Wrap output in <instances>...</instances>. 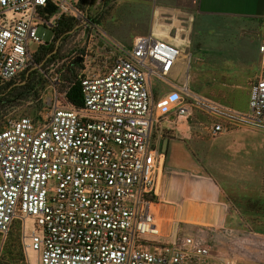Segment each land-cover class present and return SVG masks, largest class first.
<instances>
[{
    "label": "built area",
    "instance_id": "2783aa9c",
    "mask_svg": "<svg viewBox=\"0 0 264 264\" xmlns=\"http://www.w3.org/2000/svg\"><path fill=\"white\" fill-rule=\"evenodd\" d=\"M62 18L80 25L73 32L98 28L80 0H0V88L18 83L29 68L41 71L29 46L51 45ZM112 46L118 55L106 71L76 73L80 107L67 100L65 86L41 118L0 126V237L17 227L36 264H235L199 235L162 234L163 154L152 142L158 103L151 89L153 81L176 89L166 111L177 121L201 115L210 137L264 132V33L262 70L250 83L245 111L190 90L181 45L148 34L127 49Z\"/></svg>",
    "mask_w": 264,
    "mask_h": 264
},
{
    "label": "rangeland",
    "instance_id": "374dc122",
    "mask_svg": "<svg viewBox=\"0 0 264 264\" xmlns=\"http://www.w3.org/2000/svg\"><path fill=\"white\" fill-rule=\"evenodd\" d=\"M118 1L80 0L81 7L87 10L89 19L98 28H87L84 33H68L60 36L61 40L59 37L54 38L52 48L60 40L56 54L43 63L41 71L29 68L15 83L20 86L19 83L29 72L25 89L13 90L14 84L0 88V95H4L0 97V126L17 117L25 116L34 120L41 118L47 112V103L54 91L61 92L68 79L74 77L80 69L91 73L104 72L118 55L113 44L126 49L131 46L132 42L117 40L119 32L130 35L134 29L128 20V13H131L127 9L128 2ZM143 12L146 13V10ZM180 29V33L172 30L170 35L175 37L178 33L181 39L188 41L187 48L183 45L182 50L189 59L190 90L216 103L245 111L250 83L262 70L263 55L258 48L264 33V21L199 17L193 28L191 22ZM42 33L45 39L52 35V31L39 28L38 34L41 36ZM29 49L32 53L40 50L37 44H30ZM163 89L153 86L151 92L155 104L166 98L161 108L166 110L173 104V92L176 89L171 88L169 92L162 93ZM196 117L197 120L204 119L199 114ZM261 141L264 139L261 138ZM262 164L260 184H257L255 176L254 181L250 182L252 188H231L223 194L232 200L231 210L234 211L231 220L243 223L242 228L231 233L229 241L223 238L226 235H223L221 229L210 230L207 227L178 225L177 231L172 234L171 219L159 216L162 234L165 237L196 234L206 241L212 253L226 250L235 264H264V161ZM21 240V231L17 227L5 239L0 237V264L37 263V255L26 251ZM239 253L242 256H238Z\"/></svg>",
    "mask_w": 264,
    "mask_h": 264
},
{
    "label": "crops",
    "instance_id": "0c3cea01",
    "mask_svg": "<svg viewBox=\"0 0 264 264\" xmlns=\"http://www.w3.org/2000/svg\"><path fill=\"white\" fill-rule=\"evenodd\" d=\"M122 2H128L127 9L131 12L128 20L134 29L130 35L119 32L117 40L127 43L143 35L156 36V25L180 33V28L191 22L193 28L199 17L264 21V0H196L195 3L191 0L118 1ZM182 70L183 67L178 65L170 78H176ZM153 86L164 87L162 93L170 90L159 81H153ZM201 120L204 123L198 122ZM203 124L205 119L197 120L196 115L177 121L173 113L158 110L156 106L152 142L163 154V170L157 187L159 216L171 219L172 234L178 225L207 227L210 230L221 229L227 236L223 238L229 241L231 233L242 228L243 223L231 220L234 211L231 210L232 200L223 194L231 188H252L250 182L255 176L257 184H260L264 161V141L261 138L264 139V133L238 129L210 137Z\"/></svg>",
    "mask_w": 264,
    "mask_h": 264
},
{
    "label": "trees",
    "instance_id": "16d2710c",
    "mask_svg": "<svg viewBox=\"0 0 264 264\" xmlns=\"http://www.w3.org/2000/svg\"><path fill=\"white\" fill-rule=\"evenodd\" d=\"M74 26H75V24L70 19L62 18L58 24V27L56 28L54 38H56V37L60 38V36H64V35L68 34L74 28ZM53 50H54V47L52 48V45L41 48L37 53H35V57H34L35 64L38 65L41 62H43L44 60H45L44 63H46L49 60V58H51L52 56H54L56 54V53H54L51 56H49L48 58H46L47 55H49ZM74 63H76V62H74ZM28 78L26 79V82L20 86L16 85V84L12 85L13 90L14 89H25L28 85L27 84ZM23 80H25V77ZM66 87H67V92H66L67 100L70 103H72L74 106L80 107L82 105V99H81L80 84L76 79V74L74 77L68 79ZM1 96H4V95H0V97Z\"/></svg>",
    "mask_w": 264,
    "mask_h": 264
},
{
    "label": "bare ground",
    "instance_id": "6f19581e",
    "mask_svg": "<svg viewBox=\"0 0 264 264\" xmlns=\"http://www.w3.org/2000/svg\"><path fill=\"white\" fill-rule=\"evenodd\" d=\"M154 34L157 37H159L161 39H167L169 42L171 41V42H173L176 45H181V46L185 45L186 46L185 48H187L188 41L186 39H181L179 37V34L178 33L175 35V37H171L170 30H169L168 27H164L162 25H159V26L156 25L154 27ZM184 57H185L184 54H182V58H184ZM180 67L182 68L183 67V64H180ZM163 104H165V103L162 102V101L158 102V110H161L162 111L161 108H162V106H164Z\"/></svg>",
    "mask_w": 264,
    "mask_h": 264
},
{
    "label": "water",
    "instance_id": "95a60500",
    "mask_svg": "<svg viewBox=\"0 0 264 264\" xmlns=\"http://www.w3.org/2000/svg\"><path fill=\"white\" fill-rule=\"evenodd\" d=\"M79 27H80V25H78V26H74V28H73L69 33H72L73 31H75V30L78 29ZM59 41H60V40H59ZM59 41H58V42H59ZM58 42L56 43V46L54 47V50H53L49 55H47L46 58H48V57L51 56L52 54L56 53V51H57V47H58ZM44 61H45V60H44ZM44 61L41 62L38 66L41 67V66L43 65ZM78 61H79V60H78ZM28 75H29V72L26 73V75H25V80H23L21 83H19L20 85H22V84H24V83L26 82V79L28 78Z\"/></svg>",
    "mask_w": 264,
    "mask_h": 264
}]
</instances>
